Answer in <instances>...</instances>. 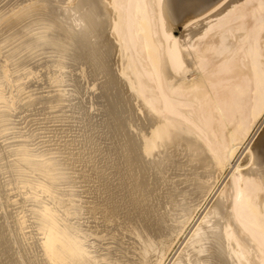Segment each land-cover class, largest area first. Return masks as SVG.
Instances as JSON below:
<instances>
[{
	"label": "bare ground",
	"instance_id": "obj_1",
	"mask_svg": "<svg viewBox=\"0 0 264 264\" xmlns=\"http://www.w3.org/2000/svg\"><path fill=\"white\" fill-rule=\"evenodd\" d=\"M263 124L264 0H0V264H264Z\"/></svg>",
	"mask_w": 264,
	"mask_h": 264
},
{
	"label": "rangeland",
	"instance_id": "obj_2",
	"mask_svg": "<svg viewBox=\"0 0 264 264\" xmlns=\"http://www.w3.org/2000/svg\"><path fill=\"white\" fill-rule=\"evenodd\" d=\"M168 23L170 24L171 29L176 31V32L174 31L175 33L178 34V32H179L180 30H182V26H181V24L179 23V21H175V23H174L173 20H168ZM262 127H263V128H262ZM262 127L260 128L261 130H259V132H257L255 139H259V137L263 134V132H264V124L262 125ZM255 139H254V140H255ZM254 140H253V142L251 143V145H253Z\"/></svg>",
	"mask_w": 264,
	"mask_h": 264
}]
</instances>
